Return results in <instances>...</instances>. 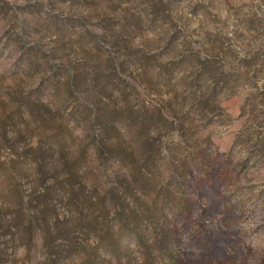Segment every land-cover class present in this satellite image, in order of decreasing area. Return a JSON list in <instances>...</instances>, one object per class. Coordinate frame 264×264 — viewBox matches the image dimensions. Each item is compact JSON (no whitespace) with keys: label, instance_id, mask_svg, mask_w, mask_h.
<instances>
[{"label":"rangeland","instance_id":"374dc122","mask_svg":"<svg viewBox=\"0 0 264 264\" xmlns=\"http://www.w3.org/2000/svg\"><path fill=\"white\" fill-rule=\"evenodd\" d=\"M0 264H264V0H0Z\"/></svg>","mask_w":264,"mask_h":264},{"label":"trees","instance_id":"16d2710c","mask_svg":"<svg viewBox=\"0 0 264 264\" xmlns=\"http://www.w3.org/2000/svg\"><path fill=\"white\" fill-rule=\"evenodd\" d=\"M153 205L150 206V208H153L158 212V214L163 215L167 214V211H172V213L177 211V208L175 210L174 206H177L178 204L174 203L173 205L167 207L166 205H163V203L158 204L157 201L151 202ZM149 205V203H148ZM146 205V206H148ZM148 212V211H147ZM178 212V211H177ZM148 213L142 211L139 209V211L135 210H130L129 216L127 217L128 219H131L133 224H124L123 226H120L119 229L117 230L118 232H123V231H130L134 232L135 234V241L136 245H138L140 252L147 255V253H155L158 252L159 254L165 256H170L173 257L177 255L176 252V241L174 234L172 232L171 228V223L169 221H166L165 219H162L163 221L161 222V229H164L161 234L158 233L157 227H154L153 229L151 227H147L146 225H151V221L149 220V216L147 215ZM152 214V213H151ZM153 215V214H152ZM157 218V217H155ZM155 229V231H154ZM153 232H156L153 234ZM114 234L117 232H113ZM157 234H160L161 236H158ZM109 236H113L109 234ZM100 242L102 240H105V237L101 239L100 237ZM105 246V249L107 250L106 244L102 243V247ZM147 252V253H146Z\"/></svg>","mask_w":264,"mask_h":264}]
</instances>
